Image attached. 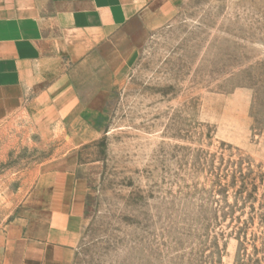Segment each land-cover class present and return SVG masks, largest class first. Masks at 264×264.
<instances>
[{"label": "rangeland", "instance_id": "rangeland-1", "mask_svg": "<svg viewBox=\"0 0 264 264\" xmlns=\"http://www.w3.org/2000/svg\"><path fill=\"white\" fill-rule=\"evenodd\" d=\"M71 72L0 125V227L73 149L75 264H264V0H157Z\"/></svg>", "mask_w": 264, "mask_h": 264}, {"label": "crops", "instance_id": "crops-1", "mask_svg": "<svg viewBox=\"0 0 264 264\" xmlns=\"http://www.w3.org/2000/svg\"><path fill=\"white\" fill-rule=\"evenodd\" d=\"M157 0H0V125L70 90L71 68ZM70 68V69H69ZM73 149L40 165L20 215L0 227V264H75L85 196Z\"/></svg>", "mask_w": 264, "mask_h": 264}]
</instances>
